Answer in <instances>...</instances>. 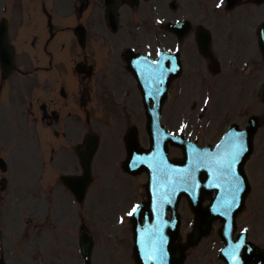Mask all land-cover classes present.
<instances>
[{
    "label": "flooded vegetation",
    "instance_id": "af4514ba",
    "mask_svg": "<svg viewBox=\"0 0 264 264\" xmlns=\"http://www.w3.org/2000/svg\"><path fill=\"white\" fill-rule=\"evenodd\" d=\"M78 1L81 13L84 7H94L89 17L81 18L82 14L77 16L81 18L78 22L85 20L86 31L81 32L86 38L84 45H78L76 40L74 29L79 24L77 23L69 33L74 36L76 45L66 41L68 37L65 36L67 33H64L63 37H58L61 43L60 53L54 55V47L48 49V45L61 33L52 29L47 32L49 37L42 47L47 58V67L41 69L47 77L42 84L44 102H40L38 108L44 118L52 117L57 121L60 114L64 135L69 132L71 136H77L81 132L82 113L86 109L90 112L87 118L94 117V96L103 101L110 94L111 100L117 101L116 98H120L124 92L123 101L132 98L129 80L120 73L117 61H111L113 49L120 43V39H127L139 46L144 44L151 47L154 44L162 49L179 48L184 58L188 54V61H184L186 67L188 66L187 73L185 68L188 87H203L204 92L207 88H212L213 91L220 89L231 101V108H241L239 114L242 119L246 117L247 111L254 112L253 115L258 118L257 123L259 121L260 124L259 130L264 131V101L260 99L264 87V0H223V5L218 10L214 9L215 0H173L170 9L172 18L185 19L190 24L182 41H178L173 35L170 39H163L160 34H156L159 31L150 27V15L146 9L140 7V11L136 8L140 2L133 7L124 3L121 22L126 23L125 29L118 32L121 34L118 39H114L116 35L111 34L113 39L109 44L112 45V50L102 59L98 57L94 44L95 39H105L107 35V32L97 30L104 0ZM128 7L131 15L125 17ZM158 8L162 10L159 5ZM205 35L208 44L206 49ZM73 58L76 60L71 61ZM105 60L108 61L107 65H103ZM99 62L102 64H98ZM77 64H81V67L77 68ZM82 68L90 71L80 73L79 69ZM94 85L100 86L99 92L94 91ZM52 95L60 98L59 101L52 98ZM213 100L216 101V97ZM211 105L215 107L212 100ZM65 117L71 121L63 123ZM208 118V125L211 126L207 130L213 131L216 122L212 116ZM218 125L215 127L218 128ZM33 242L32 238L28 245L31 264L35 263L36 258ZM44 252L47 253L45 249ZM46 258L50 262L48 255Z\"/></svg>",
    "mask_w": 264,
    "mask_h": 264
},
{
    "label": "rangeland",
    "instance_id": "374dc122",
    "mask_svg": "<svg viewBox=\"0 0 264 264\" xmlns=\"http://www.w3.org/2000/svg\"><path fill=\"white\" fill-rule=\"evenodd\" d=\"M50 4L52 5V1L49 0ZM27 3L28 0H10V3L6 5V12H3L1 16L8 18V21L11 22V25L14 26L18 23H20V20L18 19V12L22 11L23 14H26V17L22 20V25L27 24V21H35L36 17L42 15V3L40 0H34L32 3L34 4V7L36 10L33 14H30L27 18V13L25 12L27 9ZM4 14V15H3ZM20 27V25L18 24ZM17 26V27H18ZM26 32L27 28L24 26ZM35 31L40 33L41 29L37 27V23L35 22L31 28H29L30 36L32 38L36 37ZM11 35V33H10ZM10 41L13 42L17 46V52L19 55L22 54V50L26 49V39H17L14 38ZM33 42V39H31ZM19 45V46H18ZM25 45V46H24ZM38 46H40V43H37ZM58 51L60 53L59 46L57 47ZM169 105V104H168ZM170 112H171V105L168 107V111L166 112V119L167 122L170 120ZM173 114V113H172ZM164 119V121H165ZM136 126L139 127V130L143 128L142 120L136 123ZM94 130L100 135L101 137V143L99 147V151L94 159V214H92V222L90 223V227H94V234L97 236V239L99 241V245L97 247V253L94 257V264H108V261H106L105 250L109 248L111 242L106 240L102 236V228L109 223V221L104 220L105 218L102 217V213L104 208L109 209L111 213L115 212V203L123 201V203L127 202V207H129L131 204L133 205L136 203L137 199H142L144 196V189L143 185L145 184L146 177L144 175H137L135 177L127 176L121 169V163L124 161L126 153L124 146L118 142L117 139L120 135L125 134L126 128H124V125L120 124V119L117 120V117H114L113 119H109L108 122L101 121L99 119V123L94 126ZM143 138V136H141ZM31 145L35 148H38L36 145V141L34 138L31 139ZM39 148L41 150V154L45 157L44 163H41L40 167H33L29 170L23 171L24 167L18 165L21 162L16 161V165L13 169V175L16 176L15 180H24V182L14 181L13 186L14 190L16 191H23L24 196L26 192H33V188L30 186L31 178L33 179V176L36 175V177L33 179L35 182H38L40 179V183L42 180L45 179V177H49L51 180L55 181L57 179L58 174L60 173L61 169H65L66 167L62 166H56L57 164L53 165L51 164L50 158L53 156L52 151L49 148H46L44 141L40 142ZM145 143V142H144ZM23 147L25 149H30L29 142L27 140V136H24L23 139ZM22 153H26L24 158L28 157L29 151L23 150ZM179 154L178 150L171 149L170 155L176 156ZM41 160L39 153L35 152L33 154V159ZM69 168V167H68ZM249 169V164L247 166V170ZM31 176V178L29 176ZM29 177V178H27ZM28 185H27V184ZM93 187V186H92ZM91 187V189H92ZM261 187V185H259ZM264 187V183H263ZM90 189V190H91ZM256 189L254 188V191L252 194H250L249 199L247 201L248 207L246 212L242 215L241 221L244 223H247L251 226L252 230H254V233L256 237H259L260 233H264V228H258L256 227L257 222V215L251 214L252 213V207L251 206V200L254 199L256 202L257 209L263 208L264 212V194L261 195L259 199L258 193H256ZM136 192L140 194L139 196H136ZM10 194L14 193L13 190L9 191ZM41 197L44 199L43 202L46 203V207L49 208L50 211L53 212L55 215L57 212V206L59 202H61L64 205L68 204L67 199H64L63 196L60 198V192L59 188L55 189V186L50 188L49 190H45L41 188V191L39 192ZM93 195V194H92ZM91 195V197H92ZM23 196V197H24ZM136 197V198H135ZM134 198V199H133ZM66 202V203H65ZM89 203L87 207H84L85 212H89L90 210V201L88 199ZM43 204V203H42ZM103 209V210H102ZM180 214L184 218V226L186 222L188 223L190 219V213L188 212L187 203L185 200H182L179 208ZM249 211V212H248ZM38 213H42V210L39 209L37 211ZM86 214V213H85ZM26 216L23 214V217ZM100 219V220H99ZM262 218H259V222L262 221ZM21 223V218L19 217L17 219V223ZM57 221H53L51 224V221L45 222V225L47 227V232L49 233V230H55L56 231V237L52 236L50 233L48 235L49 237V244L51 248L53 249L54 253L56 255H59L60 252H64V256H61L62 262L64 264H75L74 262V255H70L71 252L67 251L63 246L71 245V237L68 233H62L63 239H65V242L61 245L59 241V236L57 234L58 227L56 226ZM22 228L26 229L28 236L32 234V225H37V222L29 225V228H27V223L24 222L22 224ZM21 227V226H20ZM22 229V233H23ZM68 232H71L70 227L66 228ZM188 230V229H187ZM31 232V233H30ZM187 232V231H185ZM124 235V234H123ZM28 236H25L26 239H28ZM125 236V235H124ZM126 237V236H125ZM27 241V240H26ZM26 241H18L17 239L14 240V244L16 247L21 251L22 255L19 254L18 263L17 264H26V261L28 259V255L25 249V243ZM67 241V242H66ZM262 245L264 246V240L262 242ZM220 246V240L218 238L217 234V227L213 229L211 234L206 237L202 242L194 248L187 259L186 264H221L219 262L217 257V250ZM102 256V257H100ZM23 261V262H22Z\"/></svg>",
    "mask_w": 264,
    "mask_h": 264
},
{
    "label": "water",
    "instance_id": "95a60500",
    "mask_svg": "<svg viewBox=\"0 0 264 264\" xmlns=\"http://www.w3.org/2000/svg\"><path fill=\"white\" fill-rule=\"evenodd\" d=\"M5 50H7V46L5 45L4 43V37L1 36V33H0V56H5ZM95 144H96V141L94 140V150H95ZM92 148L90 149V151L87 153L89 156L91 155L92 153ZM137 157H134L133 160H136ZM84 166H85V169H86V174L88 173V168H89V161H86L84 160ZM87 178V177H85Z\"/></svg>",
    "mask_w": 264,
    "mask_h": 264
},
{
    "label": "snow or ice",
    "instance_id": "6c2138e0",
    "mask_svg": "<svg viewBox=\"0 0 264 264\" xmlns=\"http://www.w3.org/2000/svg\"><path fill=\"white\" fill-rule=\"evenodd\" d=\"M241 150H243V149H241ZM239 154H240L239 152H236V153L232 156L231 160L226 162V163H227V167L229 168L230 171L233 170L234 165H235V163H236V156H238ZM237 183H238V184L240 183L238 177H237ZM237 191H239V188L237 189ZM135 211H136V208L134 207V208L132 209V212L129 213V215H132Z\"/></svg>",
    "mask_w": 264,
    "mask_h": 264
}]
</instances>
